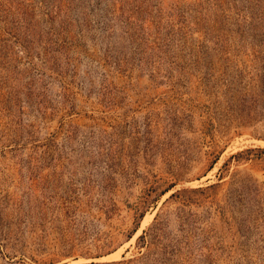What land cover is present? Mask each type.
<instances>
[{
    "label": "rangeland",
    "instance_id": "374dc122",
    "mask_svg": "<svg viewBox=\"0 0 264 264\" xmlns=\"http://www.w3.org/2000/svg\"><path fill=\"white\" fill-rule=\"evenodd\" d=\"M90 263L264 264V0H0V264Z\"/></svg>",
    "mask_w": 264,
    "mask_h": 264
},
{
    "label": "bare ground",
    "instance_id": "6f19581e",
    "mask_svg": "<svg viewBox=\"0 0 264 264\" xmlns=\"http://www.w3.org/2000/svg\"><path fill=\"white\" fill-rule=\"evenodd\" d=\"M259 143H261V142H243L242 144H238V146L236 147V148H234V149H239V148H242V147H247V146H249V145H253V144H259ZM120 249L119 250H117V251H115L114 253H112V254H110L109 256H107V258H113V257H117V256H119L120 255Z\"/></svg>",
    "mask_w": 264,
    "mask_h": 264
},
{
    "label": "trees",
    "instance_id": "16d2710c",
    "mask_svg": "<svg viewBox=\"0 0 264 264\" xmlns=\"http://www.w3.org/2000/svg\"><path fill=\"white\" fill-rule=\"evenodd\" d=\"M144 235H140L139 237H138V239H143L144 237H143ZM154 236H158V235H156V234H154ZM90 264H94V263H90Z\"/></svg>",
    "mask_w": 264,
    "mask_h": 264
}]
</instances>
